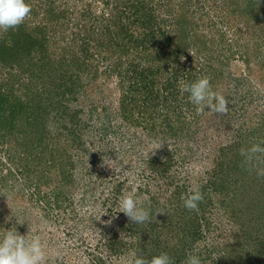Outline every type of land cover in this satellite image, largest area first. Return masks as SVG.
<instances>
[{"label": "trees", "instance_id": "obj_1", "mask_svg": "<svg viewBox=\"0 0 264 264\" xmlns=\"http://www.w3.org/2000/svg\"><path fill=\"white\" fill-rule=\"evenodd\" d=\"M91 1L78 0L73 5L72 0H42L39 4L26 0L31 6L27 19L15 30L0 31V147L17 135L25 139L35 136L33 144L42 146L46 122L55 109L53 99L57 95L74 96L83 88L81 76L91 74L96 61L97 65L107 61L109 70L103 74L106 78L116 75L123 88L118 116L130 126L126 133L132 128H146L154 138L164 140V149L168 150L163 158L149 157L147 172L143 167L141 183L136 186L138 197H148L144 206L150 205V222L119 220L120 228L112 232L115 235L109 246L113 253L121 254L131 248L149 259L167 253L170 247L173 254L168 255L174 264L181 263L202 237L200 229L206 225L204 220L212 201L209 194L217 193L229 200L224 203L221 198L225 205L216 208L235 203L236 196L229 190L230 176L247 172L240 149L249 148L253 144L250 138L256 133L251 131L222 147L221 159L227 157L229 162L225 165L218 160L213 175L201 179L196 187L167 178L172 176L173 160L178 161L179 144L186 143L187 136L194 137L191 121L197 127L199 117L208 110L197 114L189 93L180 91L181 82L207 77L215 91L219 69L231 66L236 58L249 63L252 52L261 54L264 0H103L112 9L98 17L94 16ZM74 21L76 29L71 27L68 33ZM203 50L208 51L200 69L203 71L196 73L194 62ZM109 132L116 133L111 124L106 134ZM125 139L130 145L135 141L131 135ZM21 140L18 139L19 146L24 147ZM171 143L176 147L168 149ZM118 153L122 160L124 155ZM109 170L110 179L117 181L120 171ZM251 172L253 175L243 178L245 182L241 181L237 188L253 190L248 196V211L245 214L231 210V217L242 227L257 220L252 207H264V178ZM103 177L101 172L102 181ZM3 180L5 175H0V182ZM129 187L128 178H121L107 196L112 203L109 211L118 212L121 219L126 215L119 212L118 204L121 196L131 191ZM190 189L203 193L198 211H189L183 205L182 197ZM55 193L61 197V191ZM226 207L225 212H229L230 207ZM233 208L237 206L233 204ZM259 228L264 235V227ZM173 240H177L176 245L169 246L167 242L172 245ZM100 263L105 264V258Z\"/></svg>", "mask_w": 264, "mask_h": 264}, {"label": "rangeland", "instance_id": "obj_2", "mask_svg": "<svg viewBox=\"0 0 264 264\" xmlns=\"http://www.w3.org/2000/svg\"><path fill=\"white\" fill-rule=\"evenodd\" d=\"M31 1L36 4L42 2ZM77 1L72 0L73 5ZM91 2L94 16L111 12L112 6L108 7L103 0ZM71 24L68 33L71 27L76 29L75 21ZM260 50L261 54L252 52L249 63L236 58L231 66L218 70L220 79H216L215 92L226 97L229 111L221 116L208 109L199 117L197 127L195 121H191L194 137L188 132L190 137L184 139L186 143L179 144L178 161L173 160L172 176L167 178L173 177L181 184L196 187L201 179L213 175L218 160L224 161L225 165L229 162L227 157L221 159L222 147L240 140V136L251 131H256L250 138L251 143L264 141V48ZM207 52L203 50L196 56V73L200 71ZM110 59L115 60L114 57ZM107 64L104 61L97 65L96 61L92 73L81 76L83 88L74 96L67 94L64 98L57 95L53 99L55 109L46 122L42 146L33 144L35 136L25 139L17 135L10 138L3 148L0 147V175L6 178L0 182V194L8 197L0 196V239L12 228L21 235H27L30 225L31 235L40 236L45 245L47 264H101V258H105V264H122L133 250L125 248L123 253L117 254L109 244L115 235L112 232L120 228L119 220L129 218L124 216L121 219L118 212H110L112 203L107 196L125 177L129 188L138 192L136 186L141 183L143 171L147 172L149 157L159 155L163 158L168 151L164 149L165 141L154 138L146 128H130L131 132L126 133L130 126L118 116L122 110L123 88L116 75L105 77L103 72L109 70ZM189 118L193 119V116ZM110 124L115 134H106ZM130 135L135 139L133 145L125 139ZM18 139H22L24 147L19 146ZM139 143L145 145L138 146ZM174 147L176 144L171 143L168 149ZM118 152L124 155L122 160ZM107 158L114 160L115 168L112 169L120 171L115 182L110 179L111 167L103 163ZM101 172H104L103 181L99 178ZM252 175L247 170L245 174L230 176L229 190H232L233 197L236 196L235 203L229 202L231 206L216 208L229 200L217 193L209 194L212 201L206 212V225L199 230L202 237L199 236L187 256L198 255L202 264H264V235L259 228L264 227V207H252L251 212L257 220H252L245 227L231 217V210L245 214L248 211V196L253 190L241 188L238 191L237 188L241 181L245 182L243 178ZM65 176L66 183L63 184ZM58 191L62 193L60 198L55 193ZM225 207H230V211L225 212ZM105 211L107 214L102 215ZM176 242L173 240L172 245L167 243L175 246ZM167 249V254H171V248ZM185 260L177 264H184Z\"/></svg>", "mask_w": 264, "mask_h": 264}, {"label": "clouds", "instance_id": "obj_3", "mask_svg": "<svg viewBox=\"0 0 264 264\" xmlns=\"http://www.w3.org/2000/svg\"><path fill=\"white\" fill-rule=\"evenodd\" d=\"M30 12L31 6L26 0H0V31L6 33L10 29L15 30L27 19ZM180 91L189 93V101L195 106L197 114L206 108L210 109L211 113L221 116L229 111L228 100L224 95L213 91L207 77L197 78L191 83L181 82ZM240 155L244 158L243 165L247 166L250 172L254 171L257 177L264 178V141L254 143L247 149L241 148ZM103 163L115 168L114 160L110 158L103 159ZM0 196L7 197L6 194ZM203 199V193L199 189H190L189 194L182 197L183 205L189 211H198V205ZM147 200L146 196L138 197L133 188L121 196L119 212L124 213L134 224L150 222V205L144 206V201ZM105 214L106 211L102 215ZM31 232L32 228L29 225L27 235L19 234L16 228L3 234V238L0 239V264H47L48 252L45 245L40 236L31 235ZM122 264H174V260L166 252L153 255L149 259L132 251L123 259ZM184 264H202V261L198 255L189 254Z\"/></svg>", "mask_w": 264, "mask_h": 264}]
</instances>
